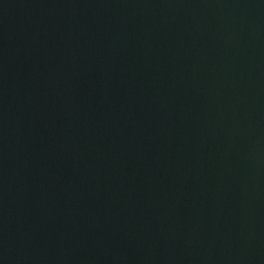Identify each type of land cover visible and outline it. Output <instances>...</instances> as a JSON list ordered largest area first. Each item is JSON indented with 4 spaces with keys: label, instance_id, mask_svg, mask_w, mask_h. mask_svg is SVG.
<instances>
[{
    "label": "water",
    "instance_id": "95a60500",
    "mask_svg": "<svg viewBox=\"0 0 264 264\" xmlns=\"http://www.w3.org/2000/svg\"><path fill=\"white\" fill-rule=\"evenodd\" d=\"M0 264H264V0H0Z\"/></svg>",
    "mask_w": 264,
    "mask_h": 264
}]
</instances>
